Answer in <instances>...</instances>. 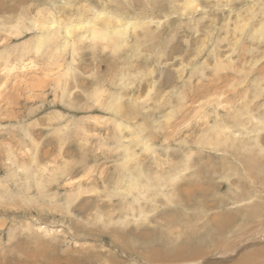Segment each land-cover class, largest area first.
I'll return each mask as SVG.
<instances>
[{
  "label": "rangeland",
  "instance_id": "obj_1",
  "mask_svg": "<svg viewBox=\"0 0 264 264\" xmlns=\"http://www.w3.org/2000/svg\"><path fill=\"white\" fill-rule=\"evenodd\" d=\"M100 11L130 23L121 38L93 41L88 30L64 44L63 24ZM49 13L61 25L36 48V21ZM227 122L231 139L241 137L239 162L217 132ZM131 152L129 165L154 182L177 173L171 197L185 200L170 201L169 185L168 202L152 189L140 225L122 224ZM87 177L80 189L67 185ZM263 239L264 0H0L6 264L38 263L41 252L57 264H264ZM183 242L196 252L168 259L166 247Z\"/></svg>",
  "mask_w": 264,
  "mask_h": 264
},
{
  "label": "bare ground",
  "instance_id": "obj_2",
  "mask_svg": "<svg viewBox=\"0 0 264 264\" xmlns=\"http://www.w3.org/2000/svg\"><path fill=\"white\" fill-rule=\"evenodd\" d=\"M191 1V0H190ZM49 15L51 16V18H46L45 20H47V21H45V20H41V21H36V25H38L39 27H38V29H39V31L42 33L41 35H39V37H38V40H37V45H36V48H40L41 46H42V43L43 44H45V41H46V37H45V34H48V31L49 30H51L52 28L53 29H55L56 28V26L58 27L59 25H61L60 23V20L58 19V18H55L54 17V14H51V13H49ZM49 19H51V20H49ZM91 20H93L92 22H84V21H82L81 19L79 20V21H77V22H73V23H66V24H63V27H64V31H65V36H66V39H65V41H64V44L67 46L68 44H69V42L72 40V43H73V37H74V35L77 33V32H79V31H81V33L82 32H87L88 30L90 31H88L87 32V34L90 36V39H92L93 41L95 40H97V39H100V41H107L110 37H111V39H113V37L114 38H121L124 34H125V32H126V30L128 29V27H129V25H130V23L129 22H125L124 24H122L121 23V21H122V19L118 16V15H116V16H111V15H108L107 13H105V12H103V11H100V12H98ZM113 20V21H112ZM115 20V21H114ZM126 20V19H125ZM39 22V23H38ZM114 22H116V23H119V24H116V25H113V23ZM133 27V26H132ZM52 29V30H53ZM105 31H109V33L111 32V34H105L104 32ZM55 36V35H54ZM50 37V36H49ZM80 37V36H79ZM80 38H84V36L83 37H80ZM232 119H231V122H234L235 121V119L233 118V117H231ZM258 120H259V122H261V119L260 118H257ZM237 121V120H236ZM235 121V122H236ZM228 124L226 125V128H227V131L225 132H221V131H219L218 129V134H220L221 136H220V141L221 142H226V141H230V144L229 145H231L232 146V150H233V154H235V156H239V158L238 159H236L237 157H235V160H237L238 162L240 161V157H244L243 156V154H242V152L241 151H238V147H237V145H236V142H239V141H241V137L239 138L238 136H236V135H234L235 136V138H233V139H231V136L233 135V133H234V131H235V128L233 129V130H231V128H233V126L232 125H229V122H227ZM235 126V125H234ZM240 127V126H239ZM242 128V127H241ZM245 128V127H244ZM120 129H121V127H120ZM243 129V128H242ZM245 130H247V127L245 128ZM253 131V130H252ZM221 132V133H220ZM236 132V131H235ZM243 132V131H242ZM242 132H239L238 131V133H239V135H242ZM255 134V133H254ZM243 136V135H242ZM144 143H146V142H144ZM213 144L214 145H217V143H216V141H214L213 140ZM256 144H258V142H257V138H256ZM148 144L146 143V146H147ZM147 149H150V146H148L147 147ZM210 149V148H209ZM133 152V151H132ZM131 152V154H127L126 156H125V161L124 162H122V164H123V170L124 171H126V172H122V175H121V178H122V176L123 175H126L125 177H126V179L123 181V179L121 180V181H119V182H122V187H123V189L124 190H126V191H129V193H127L126 195H131L132 196V204H130V203H128L127 201H129V200H125L124 201V204H123V209H125V213H124V215H123V217H124V219H123V222H122V224L123 225H125L126 224V222H130V220H131V218H133V219H135V221H137L139 224H137V225H140L141 223H144V220H147V217L148 216H145V213L148 211V209L146 210V209H144V208H142V206H141V202L144 200V198H146L147 196H148V193H151L152 192V189H155V190H157L156 192H159L160 194H163V196L165 197V199H167L166 198V196L168 195V194H166V192L164 193V190L166 189V187H164V186H166V185H169V186H171V189L169 188V186H168V191H170L169 192V195L167 196L168 197V199L170 200V201H172V202H174L175 204H176V206L178 205L177 204V202L179 203L181 200L182 201H185L184 199H183V197L181 196V198L179 199L178 197H174L173 195H172V197H171V193L174 191L173 190V185H175V179L178 177V174L177 173H175L174 174V176H172V177H166V175L165 176H162V177H159V178H156V177H154V178H156V179H158V181L159 180H162V182H154V181H152V179L150 178V176L148 175V173L147 172H145L142 168H141V164L140 163H138V162H136L133 166H130L129 165V163H130V161L132 160V161H137V156L134 154V153H132ZM155 158V157H154ZM141 160V159H140ZM131 161V162H132ZM241 162H243V161H241ZM143 163V162H142ZM164 162H160L159 161V164H157L156 165V167H158V169H159V167L161 166V164H163ZM167 165V164H166ZM169 165V164H168ZM162 168H160V169H164V167L163 166H161ZM245 167V166H244ZM185 168H188L187 166L186 167H184V169ZM191 168V167H190ZM183 169V170H184ZM178 173H180V172H178ZM180 175V174H179ZM98 178V177H97ZM89 179L90 178H85V179H83V180H76V181H68V183H67V185H69V186H71V187H76L77 189H80L82 186H83V182L85 181L88 185H89V183H90V181H89ZM93 180V179H92ZM104 181H105V179H104ZM163 183V184H162ZM86 184V185H87ZM158 187V188H157ZM118 189H119V187H117V188H115V192H117L118 193ZM90 192V190H87V192ZM77 196V195H76ZM94 196L95 195H92V196H90V197H88L87 199H89V198H92L93 197V199H94ZM252 198H254V196L252 197ZM167 199V202L169 201ZM179 199V200H178ZM74 200V197H72V194L70 195H68L67 197H66V201H67V206H69V203L71 202V201H73ZM141 201V202H140ZM133 202H137V204H134ZM122 203H123V201H122ZM121 203V204H122ZM145 203V202H144ZM257 204V203H256ZM255 204V205H256ZM165 205V204H164ZM180 206V205H179ZM182 206V205H181ZM253 209H255L256 207L255 206H253L252 207ZM249 213V212H248ZM130 214V215H129ZM123 217H121V218H123ZM131 217V218H130ZM216 217V216H215ZM221 217V216H220ZM229 218H232L231 217V215H225V216H223V217H221V218H216L217 219V222L215 223V224H218V225H224L225 223H226V219H229ZM248 218H250V217H248ZM214 219V218H213ZM221 219H224L223 221H221ZM212 220V219H211ZM262 220V219H261ZM213 221V220H212ZM242 221V220H241ZM165 222L168 224V225H170V224H173V223H175V219L174 218H170V219H168V218H166L165 219ZM207 222V221H206ZM222 222V223H221ZM260 223V222H259ZM210 227H211V224L209 225ZM123 227V226H122ZM209 227V228H210ZM119 229V228H118ZM216 229V228H215ZM178 231V232H177ZM177 231L175 232V233H170V235L172 236L173 234L175 235V236H180L179 234L181 233V231L182 230H178L177 229ZM218 233H220L221 234V228H220V226L217 228V230H216ZM129 232V231H128ZM131 232V231H130ZM142 232V231H141ZM123 233V232H122ZM257 234V233H256ZM31 235V234H30ZM29 235V236H30ZM121 235H124V234H121ZM153 235V234H152ZM34 235H32V237H33ZM125 236V235H124ZM31 237V236H30ZM31 237V238H32ZM121 237V236H120ZM135 237H137V238H139L140 240L139 241H141V240H143L144 238L146 239L147 237H148V235L146 234V236L144 235V234H136L135 235ZM151 237V236H150ZM149 237V238H150ZM34 238V237H33ZM130 238V237H129ZM126 239V238H125ZM244 239V238H243ZM184 240H186V242H188L189 244L190 243H194V242H196V241H199L200 239H197V238H195V237H193V236H189V237H187V238H185ZM264 240V239H263ZM149 241V240H148ZM142 242V241H141ZM147 242V241H146ZM207 242H209V241H207ZM164 243H165V241H164ZM167 243V242H166ZM165 243V244H166ZM168 243H169V241H168ZM11 244V243H10ZM34 244V243H33ZM122 244V243H121ZM170 244V243H169ZM177 245V244H176ZM187 244H185L184 242L183 243H181V244H179V245H177V246H173V247H166V253L167 254H165L166 256H167V258L168 259H170L171 257H174V256H176V257H179V256H181V255H183V254H192L193 252H196V251H194V249L195 250H197L196 248L197 247H193V249H190L189 250V248H187V246H186ZM190 245H192V244H190ZM143 246V245H142ZM232 246V245H231ZM122 247V246H121ZM156 247V246H155ZM161 247V246H160ZM126 248V247H125ZM201 248V247H200ZM256 248V247H255ZM5 249V248H4ZM4 249H2V250H0V255L2 256V257H0V264H6V259H5V255L7 254L6 252H4ZM10 249H12L11 247H10ZM17 250V249H16ZM19 250L20 249H18V251L17 252H19ZM35 250V249H34ZM128 250V249H127ZM3 251V252H2ZM9 251V250H8ZM22 251V253L21 254H23V250H20V252ZM123 251V250H122ZM255 251H257V249L255 250ZM10 252H11V250H10ZM227 252V251H226ZM230 252V251H229ZM14 254H16V252L14 253ZM14 254H12V255H14ZM194 254H196V253H194ZM198 254H199V252H198ZM201 254V253H200ZM224 254V253H223ZM222 254V255H223ZM38 255V257H39V260H38V263H33V264H40V263H42V262H46V263H48V264H57L56 263V260H53V257L54 256H51V259H50V257H47L46 255H45V253L44 252H41V253H38L37 254ZM52 255V254H51ZM142 255H145V254H142ZM149 255V254H148ZM147 255V256H148ZM217 255V254H216ZM6 256H9V255H6ZM11 256V255H10ZM9 256V257H10ZM185 256V255H184ZM19 257V256H18ZM225 258V257H224ZM186 259V258H185ZM9 260V259H8ZM16 260V259H15ZM22 261H24V262H19L18 261V263L17 264H32L31 263V260H28V259H26V262H25V260L24 259H21ZM41 260H43V261H41ZM49 260L51 261V262H49ZM226 260V259H225ZM111 261V260H110ZM11 262H12V260H11ZM253 263V262H252ZM255 264V263H254Z\"/></svg>",
  "mask_w": 264,
  "mask_h": 264
}]
</instances>
